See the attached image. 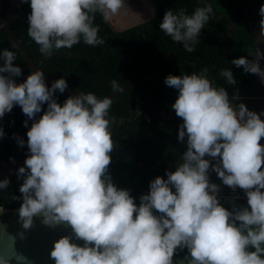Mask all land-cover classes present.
Returning a JSON list of instances; mask_svg holds the SVG:
<instances>
[{
  "label": "clouds",
  "instance_id": "clouds-1",
  "mask_svg": "<svg viewBox=\"0 0 264 264\" xmlns=\"http://www.w3.org/2000/svg\"><path fill=\"white\" fill-rule=\"evenodd\" d=\"M27 2L28 35L46 57L81 40L103 44L96 14L107 20L125 5V0ZM212 13L211 4L192 14L168 9L159 28L191 52ZM259 15L264 34V4ZM262 60L264 51H258L255 59L240 56L231 63L264 83ZM14 61V51L0 49V118L19 105L32 120L26 133L29 154L16 171L22 180L20 195L13 197L20 201L19 221L23 229L32 228L34 217L48 227L64 223L83 241L74 242L72 235L54 241L50 256L55 264H176L178 251L184 252L179 264H264V111L243 102L234 105L206 68L167 75L165 84L177 90L171 107L182 119L176 139L185 150L174 170L153 178L137 203L109 173L112 96L81 91L59 103L54 94L68 88L65 76L49 86L37 69L17 82L22 69ZM220 76L236 83L231 67L221 69ZM111 87L121 90L117 80ZM4 134L0 127V137ZM18 143L23 146L25 140ZM9 183L8 177L0 179V190ZM221 185L234 194L226 201L229 206L222 202ZM237 189L246 203H236ZM0 264L11 261L0 255Z\"/></svg>",
  "mask_w": 264,
  "mask_h": 264
},
{
  "label": "trees",
  "instance_id": "trees-1",
  "mask_svg": "<svg viewBox=\"0 0 264 264\" xmlns=\"http://www.w3.org/2000/svg\"><path fill=\"white\" fill-rule=\"evenodd\" d=\"M155 8V17L120 32L115 31L108 19L97 13L94 24L99 27L98 35L104 39L100 45H88L82 40L71 48H61L52 56L46 57L39 51V45L28 35L27 16L30 4L23 0L9 17L11 0H0V49L8 48L15 52V64L22 69L17 82L23 81L31 71L27 60L9 39L8 25H12V37L41 70L54 80L65 76L68 88L82 92H93L101 97L112 92L111 81L124 84L154 74L158 77L140 81L112 97L110 115L115 117L111 125L114 148L109 173L113 182L130 190L139 203V197L149 189V182L157 175L165 176V170H174L185 146L176 139L182 119L171 105L177 97V90L165 84L169 74L187 72L199 73L208 70V76L217 87L223 86L232 98L236 90L247 87L255 80V74L245 72L243 67L231 63L234 58L256 52L257 46L245 6L237 0H149ZM211 4L213 13L200 32L194 51H187L181 43L174 42L159 28L163 14L168 9H184L192 14L197 7ZM235 84H228L220 76L221 69L230 68ZM46 81V80H45ZM46 83L51 86L47 81ZM58 90L54 94L59 103L69 96ZM46 109V104L43 106ZM42 115L38 113L37 117ZM28 120L25 126L24 121ZM30 120L19 105L0 118L4 136L0 137V167L18 162L28 154L27 131ZM25 140L21 146L18 139ZM212 173V172H211ZM210 173V176H211ZM8 177V188L0 190V206L18 209L22 180L16 172ZM211 178V177H210ZM214 182L216 180L211 178ZM222 200L229 206L226 202ZM243 204L246 201H236ZM186 252V249H185ZM184 256L179 252L174 257L176 264Z\"/></svg>",
  "mask_w": 264,
  "mask_h": 264
},
{
  "label": "water",
  "instance_id": "water-1",
  "mask_svg": "<svg viewBox=\"0 0 264 264\" xmlns=\"http://www.w3.org/2000/svg\"><path fill=\"white\" fill-rule=\"evenodd\" d=\"M20 4V8L22 9L23 0H20ZM17 18L18 15L14 17L12 25H8L7 27L10 42L20 50L24 58L27 60L28 66L35 71L40 69L37 65V60L33 61L30 59L22 47L12 37V26L15 24ZM108 21L112 28L117 32L127 29L121 27L120 24L117 26L112 18L108 19ZM158 75L159 74H154L150 77L130 81L121 86L120 91H112L108 95L114 97L123 92L127 87L140 81L152 80L153 78L158 77ZM45 80L51 84L54 79L45 73ZM64 92L70 95H76L81 91L67 88ZM25 158L18 162L1 166L0 177L15 173L20 166L24 165ZM0 208H2V211H0V255L8 257L11 264H55L54 259L50 256V252L54 245V241L64 235H72L74 242L83 244L82 240L75 239L71 227L64 223L56 225L55 227H48L41 223L40 217H34L32 228L23 229L22 224L19 221L18 209H11L3 206H0ZM21 232L24 233L23 237L20 235Z\"/></svg>",
  "mask_w": 264,
  "mask_h": 264
},
{
  "label": "crops",
  "instance_id": "crops-1",
  "mask_svg": "<svg viewBox=\"0 0 264 264\" xmlns=\"http://www.w3.org/2000/svg\"><path fill=\"white\" fill-rule=\"evenodd\" d=\"M241 2L245 8L248 15V19L251 25V29L254 35V39L256 42V52L251 54L252 59L256 58V54L258 51H264V34L260 31L259 21L261 19L259 15V8L261 4H264V0H237ZM150 11H147V13H150V18L145 19L139 23H142L146 20L152 19L155 17V8L151 4ZM130 15H127L124 18V20L115 21V23L120 24L124 28H129L131 26L137 25L139 23L132 24V20L129 18ZM141 16V15H140ZM114 19V18H112ZM125 25V26H124ZM261 66L264 67V60L261 61ZM256 75V74H255ZM230 100L233 102L234 105H238L240 102H243L247 105V107L250 110L256 111L257 113H260L264 111V83L261 82L258 75L255 76V80L252 84H250L247 87L240 88L236 90L235 94L233 95ZM261 143H264V139H262ZM216 180V183H220V180L218 177L214 178ZM221 193H223L222 197H232L234 194L232 190L224 185H221ZM237 192L239 193V199L237 201H246V198L244 197V194L242 190L237 189Z\"/></svg>",
  "mask_w": 264,
  "mask_h": 264
},
{
  "label": "rangeland",
  "instance_id": "rangeland-1",
  "mask_svg": "<svg viewBox=\"0 0 264 264\" xmlns=\"http://www.w3.org/2000/svg\"><path fill=\"white\" fill-rule=\"evenodd\" d=\"M11 1H12V3H11V7L9 9V17L10 18H12L15 15V10L20 6V0H11ZM151 4L152 3L149 0H125L124 7L120 10V12L117 15H114L111 18H114L113 19L114 22L116 20L122 21V20H124L123 17L127 18L126 16L130 15L129 18H130V20H132V24L139 23L145 19L150 18L151 11H150L149 7H151ZM146 10L149 11L150 13H147ZM115 24H117V26H119L118 23H115ZM210 177L216 178L217 175L214 172H212ZM222 194L223 193H220L222 200H227L230 198V197L224 198V197H222L224 194L223 195Z\"/></svg>",
  "mask_w": 264,
  "mask_h": 264
}]
</instances>
